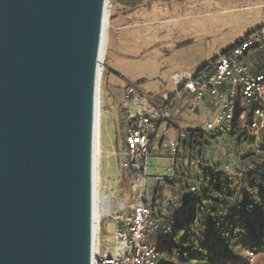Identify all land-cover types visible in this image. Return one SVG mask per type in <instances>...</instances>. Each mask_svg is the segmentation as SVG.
Returning a JSON list of instances; mask_svg holds the SVG:
<instances>
[{"label": "water", "instance_id": "1", "mask_svg": "<svg viewBox=\"0 0 264 264\" xmlns=\"http://www.w3.org/2000/svg\"><path fill=\"white\" fill-rule=\"evenodd\" d=\"M109 2L0 0V264H93Z\"/></svg>", "mask_w": 264, "mask_h": 264}, {"label": "built area", "instance_id": "2", "mask_svg": "<svg viewBox=\"0 0 264 264\" xmlns=\"http://www.w3.org/2000/svg\"><path fill=\"white\" fill-rule=\"evenodd\" d=\"M256 52L264 55V27L200 71L175 77L179 90L193 96L186 109L192 116L211 100L217 104L212 120L198 129L173 121L172 96H164L165 105L158 106L137 87L126 86L120 109L125 116L123 159L128 177L120 194L98 190L95 196V213L107 212L97 215L101 218L93 264H161L160 247L171 240L175 224H164V218L173 206L181 209L179 214L190 208L198 190L192 185L188 203L180 205L181 188L170 184L179 168L199 170L201 158L194 147L206 134L227 136L243 118L254 148L264 151V64L252 61ZM244 109L249 113L241 112ZM152 160H160L161 167L154 168ZM109 218L115 222V250L102 251L101 231Z\"/></svg>", "mask_w": 264, "mask_h": 264}, {"label": "rangeland", "instance_id": "3", "mask_svg": "<svg viewBox=\"0 0 264 264\" xmlns=\"http://www.w3.org/2000/svg\"><path fill=\"white\" fill-rule=\"evenodd\" d=\"M109 1L103 59L158 104L179 91L177 75L196 73L202 64L220 57L241 33L264 26V0ZM101 73L97 189L120 194L128 177L123 159L125 116L120 105L130 84L106 70ZM181 97L178 93L172 100L177 103ZM183 115L188 120L192 116L187 110ZM221 154L216 145L211 156L219 160ZM152 165L161 167V161L152 160ZM114 228L111 218L103 223L102 251L115 250ZM251 264H264V253L252 257Z\"/></svg>", "mask_w": 264, "mask_h": 264}, {"label": "trees", "instance_id": "4", "mask_svg": "<svg viewBox=\"0 0 264 264\" xmlns=\"http://www.w3.org/2000/svg\"><path fill=\"white\" fill-rule=\"evenodd\" d=\"M253 60L264 64V55L256 52ZM179 93V101L171 99L169 106L172 114L181 117L188 107L186 98L193 96L184 88ZM195 143L199 170L179 168L170 184L181 188L180 205L188 203L190 188L196 186L195 203L181 214L175 206L167 212L163 223L175 220V224L158 258L161 264H251L252 257L264 253V151L254 148L243 118L227 136L208 133ZM216 145L222 150L219 160L211 156Z\"/></svg>", "mask_w": 264, "mask_h": 264}, {"label": "crops", "instance_id": "5", "mask_svg": "<svg viewBox=\"0 0 264 264\" xmlns=\"http://www.w3.org/2000/svg\"><path fill=\"white\" fill-rule=\"evenodd\" d=\"M264 27V26H263ZM259 28H261V27H259ZM259 28H256V29H259ZM256 29H254L253 28V30H256ZM253 30H246V31H244L243 33H241L239 36H238V38H236V42L234 43V44H231L228 48H226L222 53H221V56L224 54V52H226V51H228L229 49H231L232 47H234L235 45H237L238 43H239V40H241V39H243L244 37H246L248 34H250L251 32H253ZM220 56V57H221ZM217 58H219V57H214V58H212V59H210L208 62H205L204 64H202L201 66H200V68L197 70V72L200 70V69H202L203 67H206L212 60H214V59H217ZM138 90H140V89H138ZM141 91V90H140ZM186 91V90H185ZM142 93H144L143 91H141ZM187 92V91H186ZM179 93V91L175 94V95H177ZM188 93V92H187ZM145 94V93H144ZM175 95H169V96H175ZM147 98H148V96L147 95H145ZM151 101V100H150ZM191 100L190 99H187L186 98V101H185V104H188L189 102H190ZM152 102L153 103H155L156 105H158V106H163V103H164V100H162V102L160 103V104H158L159 102L158 101H153L152 100ZM216 110H217V104H216V102L215 101H213V100H211L210 102H208L206 105H204V107L200 110V111H198L197 112V114H199V116H197V118H196V116L194 117V116H191V118L188 120V119H186L185 117H184V115L183 116H181V117H178L179 115H174V119H173V121L175 122V121H178L180 124L179 125H182V126H186V127H190V128H194V127H191L192 126V124L191 123H195V124H197L198 126L196 127V128H194V129H197L198 127H200L202 124H203V122H205L207 119H212V117H214V114H215V112H216ZM197 119H198V121H197ZM203 121V122H202ZM176 123V122H175Z\"/></svg>", "mask_w": 264, "mask_h": 264}, {"label": "bare ground", "instance_id": "6", "mask_svg": "<svg viewBox=\"0 0 264 264\" xmlns=\"http://www.w3.org/2000/svg\"><path fill=\"white\" fill-rule=\"evenodd\" d=\"M110 17V16H109ZM98 109H97V115H96V117H97V124H96V131H97V134H96V142H95V145H96V153H95V160H96V170H95V174H96V181H95V189H96V194H97V192H98V190L99 189H97V181H98V162H99V160H98V156L100 155V150H101V145H100V131H99V125H100V114H99V110H100V101H99V99H98ZM107 211L105 210V211H99V212H96L95 213V217H96V223H95V226H96V230H95V232H96V240H97V234H98V232H97V230H98V227H99V221H100V218L101 217H99V216H97V215H100V214H105ZM95 240V241H96Z\"/></svg>", "mask_w": 264, "mask_h": 264}, {"label": "flooded vegetation", "instance_id": "7", "mask_svg": "<svg viewBox=\"0 0 264 264\" xmlns=\"http://www.w3.org/2000/svg\"><path fill=\"white\" fill-rule=\"evenodd\" d=\"M112 74V73H111Z\"/></svg>", "mask_w": 264, "mask_h": 264}]
</instances>
